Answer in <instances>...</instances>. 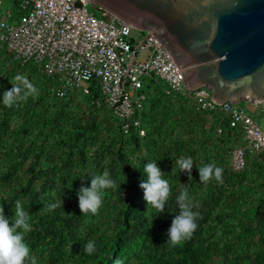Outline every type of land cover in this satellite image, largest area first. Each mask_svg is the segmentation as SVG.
I'll return each instance as SVG.
<instances>
[{"label": "trees", "instance_id": "1", "mask_svg": "<svg viewBox=\"0 0 264 264\" xmlns=\"http://www.w3.org/2000/svg\"><path fill=\"white\" fill-rule=\"evenodd\" d=\"M10 66L0 74V206L11 224L15 201L22 200L31 224L25 242L36 264H264V159L249 158L243 171L232 169L231 152L242 144L243 131L230 125L228 114L198 109L192 98L167 93L150 79L143 89L146 133L132 128L125 134L111 109L98 107L97 90L50 103V79L43 75L46 87L31 81L35 65ZM27 68L36 92L25 98L22 90L6 106L3 92ZM81 96L88 99L76 101ZM181 156L194 161L191 179L179 169L172 173ZM149 161L158 163L170 185L163 213L148 210L140 187ZM212 163L223 170L222 183L200 181L197 166ZM105 172L115 187L102 190L96 214L81 213L80 187ZM184 190L200 214L198 227L191 239L171 246L167 232ZM57 201L55 211L43 210ZM89 240L96 245L91 255L82 249Z\"/></svg>", "mask_w": 264, "mask_h": 264}, {"label": "built area", "instance_id": "2", "mask_svg": "<svg viewBox=\"0 0 264 264\" xmlns=\"http://www.w3.org/2000/svg\"><path fill=\"white\" fill-rule=\"evenodd\" d=\"M0 50L8 66L35 65L50 79L55 97L97 90L98 107L110 108L125 134L136 128L145 135L143 89L150 79L159 80L165 92L192 98L198 109H219L231 126L242 128L243 142L231 152L234 171H243L249 158L264 159V127L250 114L238 104L215 102L207 87L190 89L184 68L152 29H137L92 0H0Z\"/></svg>", "mask_w": 264, "mask_h": 264}, {"label": "water", "instance_id": "3", "mask_svg": "<svg viewBox=\"0 0 264 264\" xmlns=\"http://www.w3.org/2000/svg\"><path fill=\"white\" fill-rule=\"evenodd\" d=\"M152 29L190 89L217 103L264 102V0H92Z\"/></svg>", "mask_w": 264, "mask_h": 264}, {"label": "clouds", "instance_id": "4", "mask_svg": "<svg viewBox=\"0 0 264 264\" xmlns=\"http://www.w3.org/2000/svg\"><path fill=\"white\" fill-rule=\"evenodd\" d=\"M15 80L19 84H13L10 81L13 87L3 92L2 101L9 107L15 103L22 90H24L25 98L36 92L35 87L28 83L25 77L17 75ZM193 165L194 161L191 157L181 156L174 160L172 173L174 174L179 169L180 172H187L189 179H191ZM197 168L201 182L207 183L213 178L218 182H223V170L216 167L214 163L200 165ZM143 173L146 175V179L140 183V187L143 189L148 210L151 208L163 213L170 195V185L168 180L164 178L165 173L162 172L155 161H149L145 164ZM90 181V187L82 185L77 193L78 206L83 214L89 212L96 214L102 205L104 195L102 190L115 187V181L109 177L107 172L103 174L93 173L90 176ZM187 201L188 192L184 190L176 198L179 213L172 219L167 232L168 239L166 243L171 246L179 245L185 240L191 239L198 227L196 221L200 218V214L194 212ZM60 203V201L49 203L44 206L43 210L55 211L56 208L60 207ZM12 211L14 216L10 224L9 219L5 216L4 207L0 206V264H36L35 258L31 255V248L25 242V234L31 231L29 212L25 210L22 200L19 199L15 201ZM82 249L88 255L93 254L96 251L95 241L89 240L82 245Z\"/></svg>", "mask_w": 264, "mask_h": 264}, {"label": "rangeland", "instance_id": "5", "mask_svg": "<svg viewBox=\"0 0 264 264\" xmlns=\"http://www.w3.org/2000/svg\"><path fill=\"white\" fill-rule=\"evenodd\" d=\"M90 8H91L92 11L95 12L96 15H100V13L97 11L95 5L91 4ZM10 67H12V66H8L6 64V58L4 57V54H0V74L5 73L6 68H10ZM28 71H29V68L22 69V70H20V72H17V75L23 76V77H25L27 79L28 78V76H27V72ZM15 77L12 78V83H18V81L15 80ZM31 77H32L31 81H32L34 86L38 85L40 87H46L44 85L45 82H46V78L43 77V74L39 70L36 71V72L34 71ZM50 93H51V90H50ZM54 97L55 96L52 93L48 95L50 103H52L54 101ZM77 99L78 100H76V101H80V100L86 101V99H88V98H85L84 96H81V97H78ZM65 101H68V99H65ZM85 105L86 104H84L83 106H85ZM72 107H74V106H72Z\"/></svg>", "mask_w": 264, "mask_h": 264}, {"label": "crops", "instance_id": "6", "mask_svg": "<svg viewBox=\"0 0 264 264\" xmlns=\"http://www.w3.org/2000/svg\"><path fill=\"white\" fill-rule=\"evenodd\" d=\"M238 105L264 127V102L243 100Z\"/></svg>", "mask_w": 264, "mask_h": 264}]
</instances>
